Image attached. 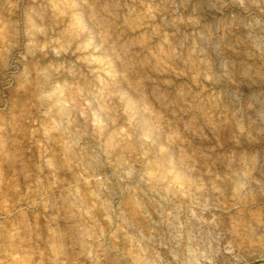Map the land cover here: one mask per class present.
<instances>
[{"label": "rangeland", "instance_id": "1", "mask_svg": "<svg viewBox=\"0 0 264 264\" xmlns=\"http://www.w3.org/2000/svg\"><path fill=\"white\" fill-rule=\"evenodd\" d=\"M0 264H264V0H0Z\"/></svg>", "mask_w": 264, "mask_h": 264}]
</instances>
